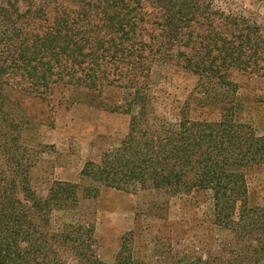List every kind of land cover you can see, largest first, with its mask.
<instances>
[{"label":"trees","instance_id":"1","mask_svg":"<svg viewBox=\"0 0 264 264\" xmlns=\"http://www.w3.org/2000/svg\"><path fill=\"white\" fill-rule=\"evenodd\" d=\"M158 59L191 71V104L217 107L220 119L188 113L175 124L150 122ZM235 70L264 77V30L217 0H0V264H65L66 249L78 264H102L91 224L50 229L55 209L76 208L80 193L95 197L102 187L210 191L213 223L236 238L235 264H264V206L250 205L247 183V172L264 164V136L238 119ZM61 87L130 113L129 130L98 162L86 161L81 182L55 181L41 197L29 180L35 161L25 159L31 119L12 96L54 107ZM107 87L129 98L109 101ZM130 241L123 236L114 264H138Z\"/></svg>","mask_w":264,"mask_h":264},{"label":"rangeland","instance_id":"2","mask_svg":"<svg viewBox=\"0 0 264 264\" xmlns=\"http://www.w3.org/2000/svg\"><path fill=\"white\" fill-rule=\"evenodd\" d=\"M217 2L243 12L264 30V0ZM20 6L26 8L23 1ZM232 78L239 86L238 119L250 123L257 134L264 136V77L235 70ZM196 81L197 77L177 61L158 59L150 75L149 121L175 124L188 113L198 120H219L221 112L217 107L191 104L190 93ZM77 90L59 88L54 107L13 92L17 106L31 119L32 125L23 132L25 159L35 161L29 180L41 197L48 195L55 181L81 182L86 161L98 162L104 151L119 146L128 133L130 113L93 105L96 101L90 102ZM106 95L109 101L122 103L129 98L127 91L119 87H107ZM72 99L81 102L69 103ZM137 111L136 106L131 113ZM247 183L250 205L264 206V164L247 172ZM79 195L76 208L52 212L50 229L91 224L93 249L102 264L115 263L124 235L131 238V252L138 264H204V259L207 264H235L239 258L233 252L238 248L233 233L213 223L210 191L172 192L148 187L127 192L102 187L95 197ZM62 257L65 264H78L69 249L62 251Z\"/></svg>","mask_w":264,"mask_h":264}]
</instances>
